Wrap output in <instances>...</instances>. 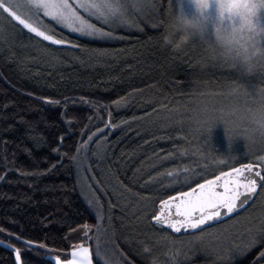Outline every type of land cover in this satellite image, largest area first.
<instances>
[{"label":"trees","instance_id":"obj_1","mask_svg":"<svg viewBox=\"0 0 264 264\" xmlns=\"http://www.w3.org/2000/svg\"><path fill=\"white\" fill-rule=\"evenodd\" d=\"M171 8L172 0H156L142 27L120 30L122 38L113 41L88 40L55 27L81 45L75 49L47 41L36 44L40 38L34 34H16L10 27V36L0 39V264H15L9 243L21 248L25 264H48L45 249H28L25 240L70 258L72 247L86 241L85 224L93 226L86 246L94 250L97 213L88 203L93 197L104 206L101 243L113 238L107 219L111 201L120 205L110 210L119 250L135 264H150L131 224L141 214L143 226L153 228L139 197H149L151 203L186 190L189 185L173 183L182 181L184 173L170 177L169 171L187 167L203 172L199 165L206 162L205 175L196 178L202 181L227 170L230 154L233 166L260 154L262 148L237 146L230 138L238 121L234 109H246L236 97L250 92L249 85H239L199 40L193 38L180 50L161 45L158 33L174 17ZM43 98L60 103L48 104ZM206 109L219 111L214 118L219 126L200 125L199 119L212 118L208 113L205 117ZM109 119L115 128H105ZM93 133L78 168L69 157ZM216 133L221 140L209 141ZM193 144H203L204 155L183 150ZM57 146L59 155L53 151ZM218 157L221 163H210L209 158ZM113 187L123 196L118 199ZM262 204L264 193L238 217L206 231L254 216ZM256 220L254 229L264 221V211ZM261 251L264 242L238 252L231 264H253ZM94 264L103 262L94 259ZM194 264L224 263L206 257Z\"/></svg>","mask_w":264,"mask_h":264},{"label":"snow or ice","instance_id":"obj_2","mask_svg":"<svg viewBox=\"0 0 264 264\" xmlns=\"http://www.w3.org/2000/svg\"><path fill=\"white\" fill-rule=\"evenodd\" d=\"M145 6L154 8L155 0H0V39L6 37L7 28L10 27L16 34L22 33L23 30L34 34V37L40 38L34 40L36 44L47 41L50 45L66 46L73 49L81 47L80 44L67 39L63 33H57L55 27L45 22L43 19L45 17L54 21L61 28L81 37L97 40L120 39L122 37L116 36L114 29L120 26L139 29V23L131 12L142 13ZM89 18L100 21L102 25H107V28L97 26ZM152 26L155 28L159 25L153 24ZM163 30L161 29L158 33V38ZM29 39L31 40L33 37H29ZM196 40L197 36H194L193 42ZM199 41L213 45V42H209L200 35ZM262 42H264V38H261L259 42H253L243 59L235 54L223 55L224 62L249 73L257 68L264 72V44ZM247 94L255 96L256 91L255 94ZM43 99L48 104L60 103L54 99ZM256 103L255 108L246 110L247 114L244 117L246 125L243 128V133L246 140H253L255 133L259 132L261 142L264 143V90L259 92V100ZM208 111L211 110L206 109L205 114ZM109 117H111L110 112ZM67 122L72 123L71 120ZM249 124L254 127H248ZM116 126L111 123V119L105 124V128H115ZM97 131H103V129H97ZM94 135L95 133L89 135L87 142L78 146L76 153L69 157L78 168L81 164V152H87L88 144L92 142ZM60 140L63 142L64 137L61 136ZM53 151L59 155L60 146L54 148ZM228 159L227 170H222L218 175H212L211 178H204L202 181L196 178L205 175L209 168L206 162L199 165L205 170L203 172H197L195 169L187 167L177 170L175 173L169 171L167 175L170 177L179 176L180 172H183V180L173 181V183L179 182L189 186L186 190H177L175 194H168L166 198L156 197V200L151 203H149V197L140 196L138 202L142 203L144 216L148 219L149 224L154 229H169L172 233L202 235L206 231V225L220 221L225 216H231L253 203L261 193H264V148L261 149L260 154L254 153L248 162H240L239 166H233L234 160L231 154ZM28 174L35 175L36 173ZM3 179L4 177L0 176V180ZM88 187L91 188V186ZM121 187L124 186L121 185ZM112 191L118 199L123 196V192H120L116 187H113ZM88 203L97 213L98 223L94 226L96 228L94 250L90 246H86L87 241L93 239L89 235L93 226L89 224L83 225L86 241L72 247L70 258H62L56 250H49L44 244H37L31 240H25L23 243L28 249L34 247L45 249L44 259L48 264H94V259L102 261L103 264H129L127 257L119 250V246L115 242V230L112 226L113 217L110 210L120 205L109 202L107 219L109 227L113 231V238L102 244L101 234L106 231L102 225L105 220L104 206L99 197L89 199ZM2 231L4 230L0 228V232ZM178 239L179 237L172 239L167 254L168 259L163 264H181L180 256L183 253L182 249L176 246ZM261 242H264V221H261L255 229L248 230V238L246 241H242V245L234 244L233 246L239 248L241 252H245ZM0 243H3V240H0ZM181 243L183 242L181 241ZM8 247L14 251L15 264H25L21 248L11 243L8 244ZM142 251L151 254L152 250L144 246ZM214 251L219 260L225 259L226 256L229 260L233 258L231 248L218 246ZM152 264H162V262L153 256ZM253 264H264V251L259 253Z\"/></svg>","mask_w":264,"mask_h":264},{"label":"rangeland","instance_id":"obj_3","mask_svg":"<svg viewBox=\"0 0 264 264\" xmlns=\"http://www.w3.org/2000/svg\"><path fill=\"white\" fill-rule=\"evenodd\" d=\"M150 11L153 12L154 8L145 6L143 8L142 13H135V12H131L130 10L131 14L136 17V20L139 23L140 27H142V23H143L142 20H144V18L151 13ZM171 11L174 14V16H176L182 11L183 14L187 16L189 19L198 15L192 0H172ZM205 15L208 17V19L206 21V31L204 33V38L207 39L209 42L214 43L215 37H214L213 25L215 24L217 20V6L214 2L211 4L209 11ZM43 19L45 20V22L50 23L54 27L60 28L72 35L81 37L78 34L69 32L67 29L61 28L59 25H56L54 21H50L46 17ZM89 19H92V22L96 23L97 26H102V27L107 28V25H102L100 21L95 20L94 18H89ZM254 22L258 23L261 26H264V10L259 11L257 17L254 18ZM8 28H7V31H8ZM134 29H136V27L120 26V27H116L114 29V32H115V35L119 37V34H117L118 31L134 30ZM7 35L10 36L8 32H7ZM82 38L93 40V41H99V42L116 40V39L97 40V39H91L88 37H82ZM197 40H199V35H197ZM262 44H264V42H262ZM201 45L204 46L206 50H208L214 55V57L218 60V62H220V64L228 72V74L233 75L234 78L237 79L238 81L237 83L239 85H242V86L249 85V87L251 88L250 92L240 94V98L236 97L237 101H240V103L245 104L246 109L244 107L239 108V109H234L233 117L235 118L236 121L237 120L238 121L237 123L234 124V131L230 132L231 135H233L230 138L236 140L235 143L237 146L242 145V146H246L249 148H255V147L264 148V143L261 142V137H260L259 132L255 133L253 140H246L245 134L243 133V129H242V127H245L246 125V121L244 120V117L247 114L246 110L248 108H255L257 106L256 102L259 100V92L261 90H264V72H262L259 68L255 69L254 71L250 73L246 71H242L239 67H233L230 63H225L223 59V55L213 45H209L205 42H201ZM255 91H256L255 96L247 94V93L255 94ZM213 97H214L213 94H210L208 96V98H212L210 100H213L214 99ZM217 99H220V98H217ZM218 112L219 111L217 109L208 111V115H211L212 118L210 117L211 118L210 120H208L207 118H201L198 120V122L200 123V125L205 126V127L215 126V125L219 126V123L214 119V118L217 119L219 117ZM205 117H206V114H205ZM247 126L254 127L253 125H250V124ZM221 138H222V134L216 133L213 138L209 139V141L217 142V139L221 140ZM241 160H245V159L242 158L240 159V161ZM88 174H91L90 171H88ZM79 175L81 176L82 184H84L86 187L87 184L82 179L83 177L82 173ZM259 209L264 211V204H262ZM259 209L256 212V215L255 214L254 216L249 215L245 217L243 220L236 219L234 221V224L231 226H225L223 228L221 227L219 229L211 230L208 232L204 231L202 235L192 234V235L180 236L179 239L176 241V246L182 249L183 254L180 256L181 264H194L199 259H205L206 257L217 258V255L214 249H216L218 246L222 248H231L232 256L236 255L238 252H241L239 248L234 247L233 245L234 244L242 245V241L247 240L248 230L254 229V227L257 224L256 218H258V216L260 217L261 213L263 212V211L259 212ZM135 220H136V223L131 222V224L133 226L132 227L134 231L133 234H137L139 237L140 244H141L140 247H142L143 249L144 246H147L152 250L151 254H146V253H143L141 249V253H142L144 260L149 261L150 264H152V257L155 256L163 264V262H165L168 259L167 254L169 251V247L171 246V241L173 238H175V236L169 234L164 229H154V228L146 229L143 226V216L141 214H135ZM165 233H167V235H165ZM181 241L183 243H181ZM127 260L129 264H135L129 261V259ZM220 261L223 262L224 264L232 263V261L229 260L227 256L225 257V259L220 260Z\"/></svg>","mask_w":264,"mask_h":264},{"label":"clouds","instance_id":"obj_4","mask_svg":"<svg viewBox=\"0 0 264 264\" xmlns=\"http://www.w3.org/2000/svg\"><path fill=\"white\" fill-rule=\"evenodd\" d=\"M198 15L189 19L181 11L169 19L161 32V45L172 50H180L187 45L194 36L204 37L206 31L205 15L211 4L217 6V20L213 25V46L222 55L235 54L243 59L253 42L264 38V26L254 22L260 10H264V0H192ZM238 18V20H237ZM185 152L204 155L203 144L185 146ZM210 163L219 164L222 160L209 158Z\"/></svg>","mask_w":264,"mask_h":264},{"label":"water","instance_id":"obj_5","mask_svg":"<svg viewBox=\"0 0 264 264\" xmlns=\"http://www.w3.org/2000/svg\"><path fill=\"white\" fill-rule=\"evenodd\" d=\"M239 166V165H238ZM218 175V174H217ZM257 199V198H256ZM255 199V200H256ZM255 202V201H254ZM253 202V203H254ZM253 203H251V204H249L248 206H246L245 208H243V209H241L240 211H238L237 213H234L233 215H231V216H225L224 218H222L220 221H217V222H214V223H211L210 225H206L205 226V228L206 229H209V228H212V227H214V226H217V225H220V224H222V223H225V222H227V221H229V220H231V219H233L234 217H236V216H238V215H240V214H242L243 212H245ZM154 223V222H153ZM165 230H167V231H169L173 236H175V237H180V236H186V235H192L191 233H189V234H180V233H172L171 232V230H169V229H165ZM197 232H199L200 230H196Z\"/></svg>","mask_w":264,"mask_h":264}]
</instances>
